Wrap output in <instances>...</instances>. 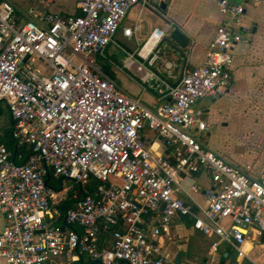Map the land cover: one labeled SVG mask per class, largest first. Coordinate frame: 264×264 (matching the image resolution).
<instances>
[{
    "label": "built area",
    "instance_id": "2783aa9c",
    "mask_svg": "<svg viewBox=\"0 0 264 264\" xmlns=\"http://www.w3.org/2000/svg\"><path fill=\"white\" fill-rule=\"evenodd\" d=\"M35 1L36 20L0 2V107L12 117L15 142L14 149L0 144V264H173L162 238L178 216L214 237V250L227 244L248 257V235L264 231V173L250 176L193 134L208 130L198 101L233 86L245 5L219 0L223 20L204 63L182 76L169 102L151 108L94 60L121 28L135 34L138 26L123 23L148 0H81L82 13L67 16L50 10L53 0ZM167 34L156 27L149 42L160 45ZM146 129L165 142L169 158L154 155ZM192 173L208 175L211 186L186 190L182 180ZM53 178L70 185L58 188Z\"/></svg>",
    "mask_w": 264,
    "mask_h": 264
},
{
    "label": "crops",
    "instance_id": "0c3cea01",
    "mask_svg": "<svg viewBox=\"0 0 264 264\" xmlns=\"http://www.w3.org/2000/svg\"><path fill=\"white\" fill-rule=\"evenodd\" d=\"M6 1L14 5L23 20H36L30 13V8L36 4L35 0ZM229 1L245 5L242 25L246 28V34L233 49L232 88L222 96H207L198 101L197 107L204 111L208 126L207 136H202L201 141L204 146L215 151L231 164L242 168L250 176L259 178L264 173V130L261 132L262 137L256 139V144L250 149H245L244 152L228 149L213 138V126L216 125L218 112L226 100L239 104L236 106L237 114L248 116L260 114L263 116L261 122L264 123V0ZM80 2L81 0H53L50 10L64 16L80 15L82 13ZM148 2V5L133 6L123 23V27L138 26L135 34L126 37L121 28L115 42L110 43L108 52L97 54L94 60L104 71L112 75L128 94L141 97L151 108H157L164 102H169L171 94H165L162 89L151 91L143 86V82L156 77V74L146 68V63L149 61V66L156 69L169 83H176L186 72L204 63L208 46L215 37L217 26L223 20V16L219 8V0H148ZM163 3L166 4L165 8H162ZM156 27L168 30L167 37L160 45L152 41L149 43V36ZM175 28H179L189 37L190 42L186 48H175L174 42L167 39ZM126 48L132 52H127L129 54H126V57H120L121 54L124 55ZM132 54L134 57H131ZM112 57L120 61L131 57L132 62L120 67ZM165 85L167 89L171 88L169 84ZM4 108L0 107V115L3 114ZM8 122L12 126L10 113ZM2 135L0 134V139L3 140L5 138ZM142 135L155 156L170 157L165 142L155 132L146 129ZM206 137L208 140L205 143ZM0 144L5 143L0 141ZM193 183L201 184L206 188L212 184L208 175L185 174L182 186L189 190ZM190 194L198 203H205L203 194L191 191ZM177 195L191 202V198L185 192L180 191ZM4 225L5 221L0 217V230ZM102 236L104 240L109 241L108 234L102 233ZM261 237L262 233L251 231L245 245L248 257L240 258L227 244H221L214 250L212 248L214 237H208L197 230L192 217L178 216L171 224L170 231L163 234L162 241L164 251L173 259V264L177 257L180 258V264H250L251 260L264 264V243L261 242ZM2 261L0 257V262ZM74 264L101 263L85 261Z\"/></svg>",
    "mask_w": 264,
    "mask_h": 264
},
{
    "label": "rangeland",
    "instance_id": "374dc122",
    "mask_svg": "<svg viewBox=\"0 0 264 264\" xmlns=\"http://www.w3.org/2000/svg\"><path fill=\"white\" fill-rule=\"evenodd\" d=\"M124 55H120V57ZM36 66L41 68L45 72H49L48 66L43 60H38ZM225 100V98L223 99ZM230 100H226L222 103V107L218 112L217 123L212 129L213 138L220 144H224L228 149H234L237 152H244L245 149H250L252 145L256 144L255 141L259 137L261 138V132L264 130V123H262V117L260 114L253 115H241L237 114L238 103H234ZM9 112L7 108H4L3 114L0 115V134L6 139H11L12 126L8 122ZM207 121V118H206ZM207 132L197 133L193 131L199 139L202 136H207ZM208 138L206 137L207 142ZM243 150V151H242ZM52 183L54 186L60 188L69 186L70 183L67 180L61 182L60 179L53 178Z\"/></svg>",
    "mask_w": 264,
    "mask_h": 264
},
{
    "label": "water",
    "instance_id": "95a60500",
    "mask_svg": "<svg viewBox=\"0 0 264 264\" xmlns=\"http://www.w3.org/2000/svg\"><path fill=\"white\" fill-rule=\"evenodd\" d=\"M165 7H166V4L163 3L162 8H165ZM167 39H169L171 42H174L173 46L175 48H179V49L180 48H186L190 42L189 37L186 36L179 28H175ZM109 46H110V44L105 48V50H104L105 52H108ZM127 52L131 53L132 50H129L128 48H126L125 53H124V57H126L125 56L126 54H129ZM112 59L120 67H124L126 60H127V58H126V60L124 59V60L120 61L119 59L114 58V57H112ZM148 63H149V61L146 63V68L148 70L152 71L154 74H156V77L149 79L147 82H143V86L146 87L147 89H149L151 91L162 89V90H164V93L167 94V93H170L171 89L176 87L179 84V82L181 81L182 78H180L174 84L169 83V81L164 76L159 74L156 71V69L149 66ZM165 84H169L171 86V88L167 89ZM174 264H180V258L179 257H177V259L174 261Z\"/></svg>",
    "mask_w": 264,
    "mask_h": 264
},
{
    "label": "trees",
    "instance_id": "16d2710c",
    "mask_svg": "<svg viewBox=\"0 0 264 264\" xmlns=\"http://www.w3.org/2000/svg\"><path fill=\"white\" fill-rule=\"evenodd\" d=\"M0 141H3V143H5L9 148H12V149H14L13 147H14V142L10 139H0ZM261 242L262 243H264V231L262 232V237H261Z\"/></svg>",
    "mask_w": 264,
    "mask_h": 264
},
{
    "label": "bare ground",
    "instance_id": "6f19581e",
    "mask_svg": "<svg viewBox=\"0 0 264 264\" xmlns=\"http://www.w3.org/2000/svg\"><path fill=\"white\" fill-rule=\"evenodd\" d=\"M150 43V42H149ZM148 53V52H147Z\"/></svg>",
    "mask_w": 264,
    "mask_h": 264
}]
</instances>
